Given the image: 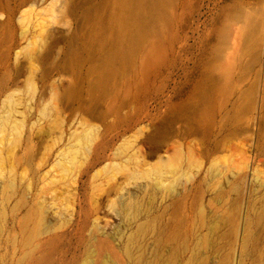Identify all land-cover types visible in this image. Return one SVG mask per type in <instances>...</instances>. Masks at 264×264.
<instances>
[{
	"label": "rangeland",
	"instance_id": "obj_1",
	"mask_svg": "<svg viewBox=\"0 0 264 264\" xmlns=\"http://www.w3.org/2000/svg\"><path fill=\"white\" fill-rule=\"evenodd\" d=\"M66 1L0 0V264H264V0H171L104 82L116 6Z\"/></svg>",
	"mask_w": 264,
	"mask_h": 264
},
{
	"label": "bare ground",
	"instance_id": "obj_2",
	"mask_svg": "<svg viewBox=\"0 0 264 264\" xmlns=\"http://www.w3.org/2000/svg\"><path fill=\"white\" fill-rule=\"evenodd\" d=\"M170 1L171 0H110L111 4L116 6L115 10L117 11L113 13L111 16H109V20L106 22L105 21L102 22L101 18L99 19L98 17V15L101 13L100 11L103 10V7L102 9L101 7L99 8L100 5L92 8L89 7L90 9L88 10L84 9L85 17L90 23L89 30H94L96 27L100 28V26L109 25L111 23H113L117 29V38L115 41L113 39L112 42L114 43L111 45L112 46L111 48L109 47L111 50L108 49V52L110 50V53L108 55L109 59L106 62L103 70L99 74L97 78V82H104L107 78H109L112 74H114L117 71L116 64L120 62L125 56L128 55L129 57V54L132 53L134 49L139 46V43L144 38V35L147 33L148 24L158 23L157 25L159 26V22H161V24L163 25L162 21L164 22L165 19L164 15L166 14V13L164 14L163 11L164 6ZM79 4H80V0H67L65 2V15L74 16L77 8L79 7ZM254 17H252L250 14L245 15L244 21L248 33L251 31L252 27H254L253 25L255 24ZM0 25H1V21H0ZM102 32L103 31H101V33ZM95 39L98 40L97 38ZM160 57L161 55H158L154 59L158 60L160 59ZM77 59H78V55L74 52L73 49H70L67 52L66 64L72 65L75 63ZM218 79H214V81L215 80L218 81ZM215 82L213 84L218 83ZM212 85H208L206 92L202 93L201 101H200L201 107H206L211 103L214 93L213 90L214 87ZM216 85L218 86V84ZM71 92L72 89L69 88L67 90V93L70 94ZM90 137H91L90 132H86L85 136H83V139L85 140L84 143H87L90 140Z\"/></svg>",
	"mask_w": 264,
	"mask_h": 264
}]
</instances>
